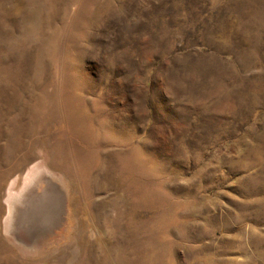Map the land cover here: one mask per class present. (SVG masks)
I'll use <instances>...</instances> for the list:
<instances>
[{"label":"rangeland","instance_id":"374dc122","mask_svg":"<svg viewBox=\"0 0 264 264\" xmlns=\"http://www.w3.org/2000/svg\"><path fill=\"white\" fill-rule=\"evenodd\" d=\"M0 264H264V0H0Z\"/></svg>","mask_w":264,"mask_h":264}]
</instances>
